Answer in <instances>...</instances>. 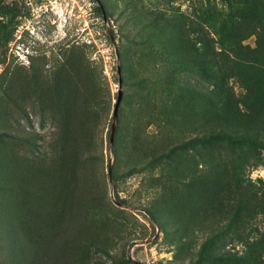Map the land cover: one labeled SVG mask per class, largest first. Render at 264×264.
<instances>
[{"label": "rangeland", "instance_id": "rangeland-1", "mask_svg": "<svg viewBox=\"0 0 264 264\" xmlns=\"http://www.w3.org/2000/svg\"><path fill=\"white\" fill-rule=\"evenodd\" d=\"M1 3L20 8L22 15L6 52L0 45V264H43L42 259L77 264L82 247L83 264H110L122 254L142 264H231L224 254L241 253L246 245L228 232V218L217 213L210 223L213 230L199 229L198 219L172 211L173 201L167 199L203 174L202 153L234 156L229 149H204L195 142L204 125L181 97L183 73L175 48L185 34L191 40L201 37L199 0ZM246 43L254 45L255 37ZM29 48L30 54L25 53ZM74 54L84 70L63 102L43 101L26 90L23 76L41 73L55 95L54 76ZM231 85L240 91L237 83ZM120 91L114 154L108 132ZM6 145L8 159L21 160L19 179L2 165ZM111 164L115 180L109 177ZM246 174L264 180V161ZM43 177L49 179L47 203L52 198L50 208L65 210V216L51 232V224L39 219L36 225L44 226L28 237L17 231L21 209L14 200L25 197L22 182L34 192L42 189ZM55 186L62 187L60 201L54 200ZM148 208L162 227L150 219ZM100 220L111 227L113 241L103 240L107 248L88 252L84 228ZM253 224L264 231V216ZM241 226L244 232L243 220ZM263 259L254 255L250 264Z\"/></svg>", "mask_w": 264, "mask_h": 264}, {"label": "trees", "instance_id": "trees-1", "mask_svg": "<svg viewBox=\"0 0 264 264\" xmlns=\"http://www.w3.org/2000/svg\"><path fill=\"white\" fill-rule=\"evenodd\" d=\"M196 7L197 21L202 28L201 37L191 40L189 34H185L184 42L175 48L180 60L178 70L183 73L181 97L186 99L191 113L196 114V118L204 125V133L197 135L195 142L204 149H229L234 156H222L220 151L213 156L202 153L199 165L202 166L203 174L192 177L182 190H175L167 199L173 201L172 211L179 210L183 214H191L193 220L198 219L201 224L199 229L213 230L210 223L217 213L227 217L228 232H233L234 239L238 238L246 246L241 253H225L224 257L231 264H250L254 255L258 259L264 258V231L253 224L258 216H264V180L259 177L254 181L246 174L247 169L264 161V0H199ZM98 10L106 14L102 3H99ZM21 13V9L16 6L0 4V45L4 52ZM252 36L255 37L254 45L246 43ZM76 56L74 54L72 61L68 59L66 64L58 68L51 84L55 95L50 93V87L45 84L47 80L42 78L41 73L23 76L26 90L34 96L37 94L43 101L51 100L57 105L63 102L72 85L77 86V77L80 79L84 70L80 68ZM2 62L4 58H0ZM232 81L239 85V92L231 85ZM111 128L112 122L108 132V148L117 154L118 125L113 142ZM5 151L2 165L16 173L19 179L24 172L20 171V158L8 159L7 145ZM110 166L115 180L116 166ZM27 171L28 168L23 174L26 182ZM41 181L42 189L38 188L34 192L29 188L30 183L22 182L25 197L19 202L14 200L15 206L21 209L17 231L28 237H34L32 233L45 223L51 224L47 228L51 232L53 224L63 221L65 216V210L58 212L57 207L50 208L53 200L51 198L47 203V194L44 192L49 179L43 177ZM61 188L55 186L54 200L60 201L64 197L60 196ZM148 213L150 219L162 227L155 212L148 208ZM29 217L35 222H30ZM39 219L45 223L36 225ZM242 220L246 223L244 232L241 230ZM110 229L104 220L87 224L84 228L85 238L90 245L85 250L89 252L91 249L107 248L103 240L113 241ZM81 251L77 264H83L86 257H83V247ZM41 261L51 264L43 259ZM261 261L264 264V259ZM110 264L142 263L122 254L112 257Z\"/></svg>", "mask_w": 264, "mask_h": 264}, {"label": "water", "instance_id": "water-1", "mask_svg": "<svg viewBox=\"0 0 264 264\" xmlns=\"http://www.w3.org/2000/svg\"><path fill=\"white\" fill-rule=\"evenodd\" d=\"M116 52H117V56L119 58L118 50H116ZM118 72L121 73V65L118 66ZM121 99H122V92L120 91L118 94L117 102H116L115 107H114V113H113V119H112V128H111V142L114 141V135H115L116 127L118 125L119 108H120ZM109 177H110V179H112V168H111V166L109 167Z\"/></svg>", "mask_w": 264, "mask_h": 264}, {"label": "clouds", "instance_id": "clouds-1", "mask_svg": "<svg viewBox=\"0 0 264 264\" xmlns=\"http://www.w3.org/2000/svg\"><path fill=\"white\" fill-rule=\"evenodd\" d=\"M20 42H21V41H20ZM19 44H21V43H19ZM19 49H21V48L19 47ZM30 50H31L30 48H29V49H26V50H25V53L30 54Z\"/></svg>", "mask_w": 264, "mask_h": 264}]
</instances>
